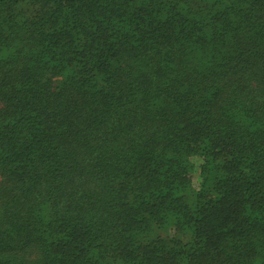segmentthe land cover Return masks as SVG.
<instances>
[{
  "label": "trees",
  "instance_id": "trees-1",
  "mask_svg": "<svg viewBox=\"0 0 264 264\" xmlns=\"http://www.w3.org/2000/svg\"><path fill=\"white\" fill-rule=\"evenodd\" d=\"M0 264H264V0H0Z\"/></svg>",
  "mask_w": 264,
  "mask_h": 264
}]
</instances>
